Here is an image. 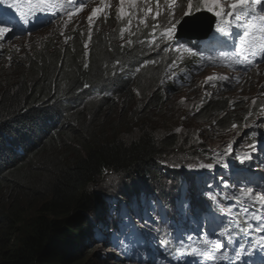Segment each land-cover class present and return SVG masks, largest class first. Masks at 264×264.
Here are the masks:
<instances>
[{
    "label": "trees",
    "instance_id": "trees-1",
    "mask_svg": "<svg viewBox=\"0 0 264 264\" xmlns=\"http://www.w3.org/2000/svg\"><path fill=\"white\" fill-rule=\"evenodd\" d=\"M106 28L107 24L102 31L94 29L92 40L86 37L81 40L73 35L63 54L59 48H54L56 43L49 41L53 47L33 50L24 60L25 65L20 72H16L17 67L0 68V167L4 165L0 171V188L15 195L8 206L0 204V264H95L87 255L94 250L97 252V264H120L118 255H104L102 249L97 250L100 241L95 240L91 226V222L99 217L100 210H107L101 203L103 195L91 187L110 171L137 177L147 183L157 181L162 189L161 197L172 195L171 200L160 203L168 210H171L179 193L172 190L184 185L185 180L191 200L201 201L202 205L192 211L189 221H186L187 214L183 213L185 205L178 209V222L176 218L158 220L154 215L148 216L152 231L141 230L144 244L139 249L148 264H214L218 257L229 251H238L233 248L237 237L239 242L247 237L255 241V233H246L251 226L250 214L264 216V211H258L251 200L242 197L240 189L264 190V173L258 171L257 164L252 184H242L239 177L236 180L229 177L236 168L246 167L239 162V156L251 152L252 156L259 154L264 157V148L260 145L264 141L260 128L264 118L244 131L248 135L245 139L248 147L241 151L237 147L229 150L228 145L220 149L221 146L213 148L209 144L197 146L190 143L188 152L197 154L203 150L206 155L199 158V163H211L214 167L192 166L186 176L174 173L165 165L164 152H172L179 144L172 136L158 138L143 130L130 141L93 139L95 127L97 133L100 130L97 123L104 108L113 105L118 98L125 101V96L136 87L141 94L154 88L149 102L154 107L162 105L166 98L161 90V81L166 74L164 63L168 57L176 55L174 51L161 52L156 61V54L147 52L145 45L135 50L127 45L121 48L118 45L122 43L120 36L113 31L107 32ZM181 39L187 40L186 37ZM85 43L88 50L84 48ZM189 56L180 54L186 61L184 69L175 72L180 73L179 78H183V72L193 70L188 63ZM151 61L156 62L153 64ZM119 64L128 75L123 77L120 74ZM165 85L171 87L170 82ZM90 93L99 98L89 100ZM235 98L237 102L228 92L212 94L195 104L194 117L210 123L214 131L232 125L242 130L248 120L246 116L254 112V108L243 112V108L250 107L243 106V102ZM51 116H54L53 127L48 125ZM41 127H47L48 133L43 142L34 136L40 142L38 146L25 149L28 142L21 141L19 157L10 162L8 155L1 154L10 142L8 136L19 134L26 139ZM73 142L78 143L75 156L67 162H57L58 148L70 146ZM226 152H229V158H224ZM259 164L263 165V170L264 164ZM225 167L227 170L223 172ZM195 169L199 174L193 175ZM204 170H210V175L218 172L219 178L227 177L223 193L217 194L214 189L203 193L204 189L200 190L201 185H198L201 182L189 183V177L202 179L208 175ZM164 178L169 181L167 187L163 180L159 182ZM227 183H232L229 191ZM211 195L215 197L214 201L210 199ZM226 195L230 196L228 202L237 200L241 204H222L227 201ZM25 200L27 204H23ZM23 206L35 208L34 215L28 216ZM257 222L259 220H252L254 224ZM217 243L225 247L218 249L215 247Z\"/></svg>",
    "mask_w": 264,
    "mask_h": 264
},
{
    "label": "rangeland",
    "instance_id": "rangeland-1",
    "mask_svg": "<svg viewBox=\"0 0 264 264\" xmlns=\"http://www.w3.org/2000/svg\"><path fill=\"white\" fill-rule=\"evenodd\" d=\"M230 1L231 0H223L226 10L228 8ZM177 4L186 5V0H177ZM151 6L155 8L154 0H152ZM115 7L119 8L120 4L115 5ZM124 7L126 10L129 9L128 8L129 5H125ZM143 7H144V3L143 0H141V4L137 6V8H143ZM161 7L163 8V0L161 3ZM202 10H206V9L202 8ZM104 13H106V11H104ZM175 17L177 20H180V22L182 21L183 19L182 8L180 7L177 8ZM65 20H67V18L58 20L55 23H53L51 26L41 31H38L37 34L39 35L31 41H25L22 38L9 40L11 44L16 46L17 53L19 55L22 54L21 57L16 59V62L23 59L24 57L25 58L28 57L27 54H30L33 50L37 49V47L34 46V49L27 50L30 47V44L34 41L46 39L45 42H49L51 41L49 38L51 36H61L63 34L73 33L76 31L79 32L80 34H84L83 36L85 37V34L91 35V32H93V30L92 31L90 30L83 33L86 29H89V24H87L88 23L87 17L79 22L71 21L70 23L67 24V26H65L64 24ZM157 20L159 21L161 28H163L166 25V20L164 15L158 17ZM201 20L202 21L204 20L206 23L209 21V19H206V17H203ZM132 22L133 24H132L131 32L135 33V35H130V33L126 31L124 34V38L121 39L122 42L128 44L127 41L131 40V45L134 43H138L139 45H146L145 50L147 52H153L156 54L157 57L156 61L158 60V57L161 52H165V53L170 52L171 50L169 49L173 48L177 43L186 46L192 45L195 49H199L200 47V44L197 43V41H193V44H189L190 40H188L187 42H182L181 40H177L175 38L172 41H169L167 44H160L159 48H156L155 44H153V46L152 45L150 46L147 42L141 43V41H147L151 39L149 33L151 32V25L152 23H154V21L151 19V17L148 18L147 20V23L149 25L148 28H145L143 24H139L137 26L136 16L132 17ZM191 23L192 22H190L189 25L190 27H194L195 32H203L208 27V25H204L202 23L198 25L195 24L191 25ZM105 24L107 25L114 24L115 30L117 31L118 28L121 29L126 27L127 18H124L122 20L117 19V12L114 13L113 16L107 15L105 17V15L103 14V16L99 15V18L94 17V23L92 25L94 26L96 25L98 27L104 26L103 27L104 29L106 26ZM219 28H221L220 24L218 25V27L214 29L215 30L214 33L219 32L218 31ZM106 31L109 32L108 30ZM117 32L120 34V30H118ZM226 34L227 33L224 34L220 33L219 34L220 38H218L216 41L212 40L207 42L206 46L209 47L212 45L214 46L215 50L221 49L219 51V54H221L222 51L233 47V49L231 50L232 51L231 56L235 57L236 56L235 53L240 52L239 37H235L230 34L226 35ZM89 35H87L86 37L89 38ZM71 40L72 39H70V41L69 39H67L65 41L60 40L58 42L56 41H52V42L56 43L55 46H57L59 43H63V41L66 44L68 42H71ZM229 40H233L234 43L226 42ZM183 51H184L183 49L180 51V53L174 51L173 53H175L176 55L168 57L166 59L167 62L165 61L164 63V69L166 70V74L168 75V80L171 83V87L165 85L163 86V88H161L162 92L166 96L161 106L154 107L149 102V95H151V92L154 90V88H152L151 91L147 92L146 94L145 92L141 94L139 89H137L136 87L134 89L135 92L132 91L129 95L125 96V101H121V98H118L112 103L113 105L106 106L104 108L102 114L99 117V122L97 123L100 126V130L97 133L96 131L97 126L95 127V134H93L92 136L93 139L117 138L120 140L130 141L138 137L143 132V130L149 131L152 135L158 138L172 136L179 142V144L178 147L174 148L172 152L169 153L164 152V154L166 155L164 157V160L167 169H170L174 173L178 171L179 172L184 171L185 168L195 159L201 158V156L206 155L205 152L202 150L196 155L192 156L191 154L193 153L192 152L189 153L188 150H189V144L193 142H194L193 144H196L197 146L199 144L200 145L209 144L213 148L221 146L220 149H222L225 145L230 144V147L228 148L229 150L237 147V149L241 151L240 149L241 143L243 142L244 138L245 139L247 138L246 136L247 132L244 131L248 129V127L256 125L259 119L264 118L263 117L264 116V69L263 70L260 69V68H264V65L259 66V69L257 68L251 73L250 71L246 72L247 74H244L243 76H241L240 74L237 75L232 74V77L228 80H219L218 77L226 76L225 74L230 73L229 71L224 69V64H221L219 62L218 63L219 70L214 69L213 67L210 68L202 67L195 70L197 74L194 75L195 76L194 78H191L189 76V75L193 76V74L191 73L188 74L187 72H183L182 73L183 78H179L178 75H180V73L175 74V72H177V69L181 68L183 59L180 57V54H183ZM209 56L210 54L207 55L206 59ZM243 59H244L243 56L239 58V60L241 61ZM173 60L176 61V64L172 67H169L170 65H172ZM4 61L5 59L0 57V63ZM246 63L247 61L238 62L237 60V65L238 67H240L239 71L242 70L241 73L245 72L244 69ZM17 65L18 66L16 72H20L21 70H23V65H25L24 60L23 62H19ZM12 67L13 66H10L8 68L11 69ZM208 77H214L216 79L214 80V82L209 83L207 79ZM176 78L180 79V81H178ZM226 88H228V90L231 89L230 95L234 98V100L235 97H237L238 101L247 103L246 106L254 108V112H250V113H252L251 115L256 116V118L255 117L249 118L250 114H248L246 116L248 120L244 124L245 126L242 127V130L237 129L236 127H230L221 130L215 129L217 131H214L210 123L206 121H201L200 119L194 117V113L196 112L195 104H198L203 100H206L208 98L207 95L210 96L212 94H221L223 91H226ZM245 110H243V112H248L250 109H245ZM252 118L255 119L253 120ZM260 128L264 132V119L260 124ZM77 146L78 143L73 142L72 145L70 146L68 145L58 148L57 150L58 152L56 153L55 160L57 162L69 161L70 158L75 156ZM225 154L229 155V152H226ZM253 158H256L264 163V159H261L258 154H254L251 160L245 162L248 170L249 169L252 170L251 165L254 168ZM249 163H251L250 166H248ZM245 171L246 173H249L247 176L250 178L255 173V168L251 172H248L247 170ZM237 174L239 175L242 174V171L235 170L232 173V176L229 178L232 180H236V178L238 177ZM226 178L227 177L225 178L218 177L212 181L213 189H215L217 193H219L220 191L223 192V188L225 185L224 180ZM162 180L167 187L168 181L164 178L161 179L159 182H162ZM138 181L140 180L137 177L133 178L126 175H118L115 172L110 171L105 173L104 176L100 179L99 183L94 184L91 187V189L95 190L96 192H100L104 194V198H107L108 196L112 197L109 200V203H111L112 201H114V199L116 200V198L118 200H121L120 195H123L124 191H127V189H132V187H134L136 185V182ZM151 184H153V186H151ZM184 185H186L184 187V190L180 191L179 195L175 198V204H178V206L183 204L185 205V208L190 209L191 212L187 213V216L189 219H191L192 211L202 204L200 200L196 201V200L188 199V197L190 198V195L186 194L189 193L187 180H185ZM231 185L232 183H227L226 186L231 187ZM171 188L172 187H168V189L172 190ZM176 188H178V186ZM139 190L141 192V197L145 196L146 198L145 204H148L150 209L152 208V205H150V203L155 204V201L151 200L152 192L156 190L159 193L158 196H162L161 195L162 189L159 187V183H157V181H150L149 185L142 184L140 185ZM124 197L129 199L131 196L130 194H127V196ZM227 197L230 196L227 195ZM14 199H15L14 194L12 193L8 194L7 189L0 188V204H7L8 206L9 202L13 201ZM150 200L153 202H149ZM226 200L227 201H225L224 204H229L228 199ZM23 204H27L26 200ZM137 204H138V200H135L134 205L136 206ZM23 209L27 210L28 216H33L35 213V208L23 206ZM157 209L161 211V214L164 213L168 218L175 216L176 218L175 221L178 222V218L176 217L177 213L172 211L170 214L160 204H157ZM101 215L105 216L106 213L101 212ZM97 222L95 225L96 228L95 232H98ZM133 222L136 225L137 219H135L134 221L131 220L128 226L131 227ZM138 225L143 226L141 222L138 223ZM120 228L122 227L120 226ZM123 243L124 244L121 245L119 248L122 249V251H124L128 255H130V257L127 258L129 260V264H143V261L141 259L137 260L136 262L132 261L133 259L136 258V255L134 254L131 255L134 252L133 248L135 246V243L130 242L129 239L125 240ZM97 250L98 251L101 250V252L105 253L108 249L99 246ZM87 255L95 262V264H97L96 250L92 251ZM98 264H110V263L99 262ZM218 264H222V263H218Z\"/></svg>",
    "mask_w": 264,
    "mask_h": 264
},
{
    "label": "clouds",
    "instance_id": "clouds-1",
    "mask_svg": "<svg viewBox=\"0 0 264 264\" xmlns=\"http://www.w3.org/2000/svg\"><path fill=\"white\" fill-rule=\"evenodd\" d=\"M8 1H10V0H5V5L7 4ZM230 3H231V1L229 2V4ZM117 4H119V0H88V3L85 5V7L79 13L73 14L72 21L79 22V21L83 20L84 18L88 17L91 14V12L94 8H102L104 11H106L107 15L113 16V14L116 13L118 10V8L115 7V5H117ZM140 4H141V0H137V6H139ZM125 5H129L128 2H126ZM129 7H130V5H129ZM36 9L41 11L40 9H38V5H36ZM63 9H67V8L60 7L59 8L60 11L57 15L58 18L54 21H52L53 17H54L52 13H50V18H48L47 20H44L42 22L39 20V18L41 16H47L49 14L50 11L47 10V11L43 12L42 14L36 15L37 16L36 18H33L32 15H30V17L32 19L31 20L32 24L28 28H26V27H23L24 29H17L16 28L15 29L16 31L13 30L9 33H6L4 38L0 39V57L5 59L4 62L0 63V68L5 67V68L9 69L8 67L13 66L11 69H14L18 66L17 64L19 62H22L23 60H25L27 58V57L26 58L24 57L23 59L16 62V59L21 57L22 54L19 55L17 53L16 46L11 44L9 40L19 39V38H22L25 41L33 40L35 37H37L39 35V34H37L38 31H41V30L51 26L53 23H55L58 20H61L63 18H67L63 14V11H62ZM0 15H3V18L5 20H9V17H10V19H11L10 21L12 22L13 18L18 15V11L17 10L16 11L11 10L10 14H7V11L4 8L3 10H0ZM100 15L103 16V14H100ZM203 17H206V19L218 18L212 12H209L207 10H201L200 12L195 13L193 17H190L191 19H188V21H189V23L193 22L195 25H198L200 23L205 25L204 20L203 21L201 20ZM198 19H200V20H198ZM179 24L180 23H178L176 26V33H177V29H178ZM219 24H220V26L222 25L221 23H219ZM6 26L10 27V25H6ZM103 27L104 26L98 27L96 25L95 26L92 25L91 28L89 27V29H86L83 33L90 31V30L92 31L94 29L102 30ZM227 28H230V27H227ZM234 29L237 30V35L239 32L243 31V30H240L236 27H234ZM106 30L113 31L116 36H119V35H117V31L115 30L114 24H108ZM176 33H175L174 38L177 40H182L181 39L182 37H176ZM73 35L77 36L81 40H83V38H84V36H83L84 34H80L77 31L73 32V33L63 34L61 36H51L49 38L51 41L58 42L60 40L65 41L67 39H73ZM87 35H89V34H85V36H87ZM45 40L46 39L32 42L30 44V47L27 50L34 49V46L37 47L36 50H41L44 48H52L53 46H51V44H49L48 42H45ZM64 41H63V43H59L57 46L54 47L57 49L59 48L61 50L62 54L64 53V48L66 45L64 43ZM214 41H216V40H214ZM121 44L127 45L128 47H130L133 50L142 49L140 47L141 45H139L138 43H134L132 45H129V44L122 42L118 45H121ZM210 47H214V46H212V45L209 47L207 46V48H210ZM216 49H219V48H216ZM28 56H29V54H28ZM89 61H90V59H89ZM89 61L86 62L87 67H88ZM232 61H234V62H232ZM236 62H237V60H230V62H229V63H235V69L230 71L231 76H232V74L237 75V72H239L240 67H238ZM165 67H166V65H165ZM117 68L120 70L119 71L120 74L128 75V72L122 67V64L117 65ZM249 68L250 67L248 66V64H246L244 70L248 71ZM162 81H163V83H161V85H162L161 88H163L164 83L169 82L167 74L164 75V78ZM76 92H77V90H76ZM223 92H228L229 94H231V90H228V88H226V91H223ZM95 98H99V97L93 95V93H90L88 95L89 100L95 99ZM235 100L237 101L236 98H235ZM52 118H54V116L53 117L51 116L50 121L48 122V125L51 127H53V125H54ZM21 133H22V131H21ZM46 133H48L47 127H41L36 132L34 131L32 134L26 136V139L22 138L19 134L17 136H14V135L8 136L10 142L7 143L5 149L1 152V154L2 155H8L9 162L13 161L17 157H19L18 151H19V148H21V146H20L21 141L28 142V146L25 149H28L32 146L36 147L40 144V142H37L35 140L34 136H38V139L41 142H43ZM228 147H230V144L228 145ZM191 155L194 156L196 154H191ZM198 160H199V158L195 159L194 161H198ZM3 166L0 167V171L3 170ZM187 172H188V170L185 169L184 171H181L179 173H182V176H186ZM211 176L212 175L209 176L210 179H208V177L201 179V182H204V183H200V185H201L200 190L204 189V191H202L203 193H208L211 191V189H213L212 181L214 179L218 178V175L216 176V178L211 177ZM225 177H222V178H225ZM142 184L143 185L144 184L149 185V182L148 183L143 182V181L136 182V185L134 187H132V189H127V191H124V194H123L124 196H127V194H130L131 197L129 199L124 197L123 195L119 194L121 196V200H118L116 198V200L114 199V201H112L111 203H109V200L112 197L108 196L107 198H104V194L101 193L103 195L102 199L104 200L101 202L102 206L105 205L107 210L106 211H104L103 209L100 210L99 217H97V219L95 221L91 222V226H93V229H94L93 233L95 236V240L100 241L99 246L105 247L106 249H108L104 253V255H109L110 253L118 255L119 261H117V262H119L120 264H129V260L127 258L130 257V255H128L127 253L122 251V249L119 248L121 245L124 244L123 242L127 239H129L130 242L135 243V246L133 248L134 252L131 255L134 254V255H136V257H140V259L143 261V264H148L144 261V257L141 256L139 249L144 244L143 243L144 238H142V236H141V230L149 222L147 220H148V216L150 215L149 214L150 208L147 207L146 208L147 211H145L142 208H138L135 211L127 212L128 211L127 206H125L123 208V210L120 206V204L134 205V201H131L132 199L138 200V204L136 205V207H142L143 205H145L146 198H145V196L141 197V192L139 190L140 185H142ZM168 184H169V181H168ZM204 184H205V186H203ZM151 186H153V184H151ZM136 187L138 188L137 194H136V191H137ZM158 194L159 193L156 190L152 192V195L154 197H158V200H159V198H161V196H158ZM154 197H152L151 200L155 201L156 198H154ZM211 198H212V195L210 196V199ZM151 200L149 202H153ZM154 205H156V204H153V206ZM175 206H178V204H176ZM179 206H181V205H179ZM157 210L159 211V209H157ZM165 210L171 214L172 210H168L167 208H165ZM101 212L106 213V215L105 216L101 215ZM177 212H178V210L175 211V213H177ZM124 213H126V214H124ZM154 216H156V219H158V220L166 219V218L169 219L164 213L161 214V211H159V213L157 215L154 214ZM135 219H137V224L135 225V223L133 222L132 226L129 227L128 225L130 224L131 220L134 221ZM97 220H98V222H97ZM96 222H97L98 232H95L96 231V228H95ZM140 222L142 223L143 226L138 225V223H140ZM150 225H151V223H150ZM120 226L122 228H120ZM108 251H110V252H108ZM214 264H217V263L215 262ZM222 264H232V262L229 259H226V261L223 262ZM236 264H241V263H236Z\"/></svg>",
    "mask_w": 264,
    "mask_h": 264
},
{
    "label": "snow or ice",
    "instance_id": "snow-or-ice-1",
    "mask_svg": "<svg viewBox=\"0 0 264 264\" xmlns=\"http://www.w3.org/2000/svg\"><path fill=\"white\" fill-rule=\"evenodd\" d=\"M130 5L129 9H125L126 0H119L120 7L117 10V19L127 18V25L125 28L120 29V38H124L126 31L130 35H135L131 32L132 28V17H137V26L143 24L145 28H148L149 25L147 20L149 17L154 21L151 25V36L150 40L141 41V43L147 42L150 46L155 44L156 48H159L160 44H167L169 41L174 39L176 33V26L180 23V20H177L175 13L177 8H182V18L193 17L195 13H198L203 9H206L209 12L214 13V15L221 19V22H224L231 27L241 28L243 31L239 36L240 43V52L235 53L237 56L238 62L247 61L249 66L255 64V57L260 56L264 59V0H231V3L228 5L227 10L223 0H186V5H178L177 0H163V8L161 7L162 0H154L155 8L151 6L152 0H143L144 7L137 8V0H127ZM69 3H72V0H69ZM88 3V0H75V3L71 8L63 9V14L68 18L64 21L65 26L70 23L73 19L74 13H79L85 5ZM9 9H16L17 5L15 3L7 6ZM49 5L46 3L41 11H45ZM5 8V0H0V10ZM100 14H104L102 8H94L91 14L87 17L89 27L91 28L94 23V17L99 18ZM164 15L166 20V25L161 28L158 17ZM17 22L20 24V27L23 28V21H20L19 16L16 17ZM235 21V24H233ZM187 19H184V23H188ZM6 25H10L6 26ZM16 29V25L12 24L10 20H5L3 15H0V39H3L6 33H9ZM159 30V32H158ZM221 34H224L223 29H218ZM231 34V32L226 35ZM91 35H89V40ZM158 41V42H157ZM131 45V40L127 41ZM121 48L124 47L123 44L120 45ZM84 48H88V44H84ZM187 51L192 54H196L192 48H188L186 45L177 43L173 48L169 49L180 53L181 50ZM155 50V49H154ZM235 52V50H234ZM243 56V60H239V57ZM209 60H213L212 57H208ZM213 62H215L213 60ZM119 63V61H117ZM155 63V61H151ZM176 64V61L173 60L172 67ZM87 67V65H85ZM208 82L212 83L216 78L208 77ZM219 80H228V76H220ZM163 83V81H161ZM251 114V113H250ZM235 127V125L233 126ZM254 149V145L251 146ZM252 159L251 152L246 153L245 155L239 156L238 160L241 164L245 163L248 160ZM200 168H212L213 164H200ZM240 194L245 199L251 200L254 207L258 211H264V190L259 188L254 189L252 187H242L240 189ZM247 211V209H245ZM250 219L259 220V223L256 224L255 230L264 232V216H256L254 213L250 214ZM260 244L264 245V237H262ZM216 248L220 249L225 247L222 243H217ZM227 257V254H225Z\"/></svg>",
    "mask_w": 264,
    "mask_h": 264
},
{
    "label": "bare ground",
    "instance_id": "bare-ground-1",
    "mask_svg": "<svg viewBox=\"0 0 264 264\" xmlns=\"http://www.w3.org/2000/svg\"><path fill=\"white\" fill-rule=\"evenodd\" d=\"M45 1H47L49 4H58V5H60L61 7H71V6H73V4L75 3V0H72V3H69V0H45ZM28 16H30V14H27V17ZM45 17V16H44ZM26 18V17H25ZM19 19H20V21H25V19H24V13H21L20 14V16H19ZM184 19H187V18H183L182 19V21L184 20ZM110 20V19H109ZM188 20V19H187ZM210 20L211 19H209V21L206 23L205 21H204V23H205V25H209V23H210ZM213 20H214V23L212 24V30L210 31V32H208L207 34H205V36H203L202 38H188V37H186L187 38V40L186 41H182V42H187L188 40H190L189 41V44H193V41H197V43H199L200 44V47H199V49H195L192 45H189V46H187V47H191L192 49H193V51L196 53L195 55L194 54H192V53H189V52H187V51H183V54H189L190 56V58H189V60H188V63L190 64V66H192L193 67V70L192 71H189V72H187L188 74L189 73H191V74H193V76H191V75H189L191 78H194L195 76L194 75H196L197 74V72H195V70H197V69H199V68H202V67H208V68H210V67H213L214 69H217V70H219V66H218V63L220 62L221 64H224V69L225 70H227V71H231V70H233V69H235V63H229L230 62V60H231V58L232 57H230V54L232 53L231 52V50L233 49V47L232 48H230V49H226V50H224V51H222L221 52V54H219V51L221 50V49H219V50H215L214 49V47H210V48H207V46H206V43L207 42H209V41H212V40H217L218 38H220L219 37V34H220V32H216V33H214L215 32V28L216 27H218V24L219 23H221L222 25L220 26L221 28H219V29H223L224 30V33H229V32H231V34L230 35H232V36H235V37H238L237 36V30H235L234 29V27H231L230 25H228V24H226V23H224V22H221V19L220 18H213ZM111 21V20H110ZM181 21V22H182ZM30 23V22H29ZM105 23V22H104ZM12 24H14V25H16V28H18V29H24V28H19L20 27V24L17 22V18L16 17H14L13 18V20H12ZM88 24V23H87ZM86 24V25H87ZM233 24H235V21H233ZM106 25V24H105ZM120 25V24H119ZM23 27H27V26H25V25H23ZM117 27V26H116ZM227 27H230V28H227ZM206 28V27H205ZM61 29V28H60ZM238 29H240V30H243V29H241V28H238ZM39 30V29H38ZM98 30V29H97ZM118 30V29H117ZM16 31V30H15ZM102 31V30H101ZM104 31V30H103ZM106 32V31H105ZM239 32V31H238ZM94 33V32H93ZM214 33V34H213ZM91 34H92V32H91ZM97 34V33H96ZM100 34V33H99ZM113 34V33H112ZM119 35V34H118ZM94 36H95V34H94ZM93 36V37H94ZM86 37V36H85ZM116 37V36H115ZM87 38V37H86ZM92 38V37H91ZM118 38V37H117ZM182 38H185V37H182ZM84 39V38H83ZM138 39V38H137ZM92 40V39H91ZM69 41H70V39H69ZM86 41H87V39H86ZM117 41H118V39H117ZM137 41V40H136ZM226 42H230V43H234V41L233 40H229V41H226ZM112 43V42H111ZM119 43H120V41H119ZM67 44V43H66ZM142 46V45H141ZM146 46V45H145ZM153 46V45H152ZM143 47V46H142ZM148 47V46H147ZM60 50V49H59ZM88 50V49H87ZM158 50V49H157ZM46 53V52H45ZM55 53V52H54ZM145 53V52H144ZM41 54V53H40ZM210 54V56L209 57H212L213 58V60L215 61V62H213V60H207L206 59V57H207V55H209ZM227 54H229V55H227ZM46 55V54H45ZM50 55V54H49ZM37 56H39V55H37ZM37 59V58H36ZM31 60V59H30ZM28 61H29V59H28ZM186 61V59H183V62H182V64H181V68H184V62ZM34 62V61H33ZM167 62V61H166ZM232 62H234V61H232ZM36 63V62H35ZM39 63V62H38ZM84 63V62H83ZM185 65H187V64H185ZM261 65H264V59H261L259 62H256L253 66H249L250 68H249V70L248 71H250V73L252 72V71H254L255 69H259V66H261ZM31 66V65H30ZM38 66V65H37ZM37 66H35V68L37 67ZM34 68V67H33ZM57 69V68H56ZM148 69V68H147ZM261 70H263L264 68H260ZM76 71V70H75ZM242 71V70H241ZM241 71H239V72H237V74H240L241 76H243L244 74H247L246 72H248V71H245V72H243V73H241ZM48 72V71H47ZM226 76H228L229 78H231L232 76H231V74L230 73H228V74H225ZM124 76H126V75H123V77ZM177 79V78H176ZM178 81H180V79H177ZM134 82V81H133ZM239 83V82H238ZM126 84V83H125ZM216 84H217V82H216ZM180 86V85H179ZM186 86V85H185ZM220 86V85H219ZM132 87V86H131ZM183 87V86H182ZM182 87H180V88H182ZM19 88V87H18ZM36 88V87H35ZM234 89V88H233ZM36 90V89H35ZM231 90V89H230ZM234 91V90H233ZM9 93V92H8ZM206 93V92H205ZM207 94V93H206ZM207 97H208V95H207ZM6 98V97H5ZM229 98V97H228ZM205 99V98H204ZM212 99V98H211ZM216 101V100H215ZM237 102V101H236ZM239 103V102H238ZM213 104V103H212ZM236 104V103H235ZM247 105V103H243V106H246ZM237 106V105H236ZM251 108H253V107H250V108H248V109H250L251 110ZM202 109V108H201ZM234 109V108H233ZM233 109H232V111H233ZM220 110V109H219ZM243 110H245L244 108L242 109V111ZM249 110V111H250ZM235 111V110H234ZM246 111V110H245ZM253 111V110H252ZM223 113V112H222ZM252 114V113H251ZM254 116V115H253ZM252 115H250V117L249 118H251V117H253ZM65 117V116H64ZM210 117V116H209ZM264 117V116H263ZM211 118V117H210ZM255 118H256V116H255ZM254 118V119H255ZM206 119V118H205ZM204 119V120H205ZM253 119V118H252ZM253 119V120H254ZM252 120V121H253ZM78 121V120H77ZM256 121V120H255ZM251 123V122H250ZM62 124V123H61ZM247 124H249V123H247ZM60 125V124H59ZM251 125V124H250ZM245 126V125H244ZM243 127V126H242ZM251 127V126H250ZM245 128V127H244ZM248 129H249V127H248ZM63 132V131H62ZM261 134H262V137L264 138V132H263V130H261ZM246 136H248L247 135V133H246ZM47 140V139H46ZM45 142V141H44ZM260 145L261 146H263L262 148H264V141L262 142V143H260ZM244 147H248V145H247V143H246V141H245V138H244V140H243V142L241 143V147H240V149L242 150ZM252 150H253V148H252ZM259 149H257L256 150V152H259L258 151ZM262 156V155H261ZM230 157V155H227V154H225V157L224 158H229ZM263 157V156H262ZM264 158V157H263ZM255 160L256 161H254L253 162V166H256L257 164H258V168H261V165H259V160L257 161V159L255 158ZM241 165H245V163H243V164H241ZM251 165V163H249V165L248 166H250ZM263 166V165H262ZM251 168H253L252 167V165H251ZM244 170H247L248 172H251L252 170H248L247 169V167H245L244 168ZM262 173H264V169L262 170V168H261V170H260ZM244 172H246V171H244ZM249 174V173H248ZM215 176H217V175H215ZM237 176L241 179V182H242V184H252V183H254L255 182V178H252L253 176H251L250 178L247 176H244V175H239V174H237ZM206 177H208V179H210L209 178V175H206ZM185 179L186 178H188V177H184ZM190 179H188V181H189V183H195V182H201V179H199L198 177H189ZM216 178V177H215ZM185 179H183V180H185ZM204 183V182H203ZM179 186H181V187H179ZM186 185H178V188H175L174 189V191L172 190V192L173 193H176V192H180V191H183L184 190V187H185ZM203 186H205V184L203 185ZM226 188H227V191H229L230 189H231V187L230 186H226ZM137 192H138V190L136 191V194H137ZM186 194H189V193H186ZM218 194V193H217ZM194 195H195V192H194ZM234 195V194H233ZM152 197H154L153 195H152ZM154 198H156L155 199V202L158 200V197H154ZM171 198H172V195H169V196H164V197H161V198H159V200L155 203L156 205H154L153 206V204L154 203H150V205H152V208L150 209V213L149 214H151V215H157L158 213H159V211L156 209L157 208V204H160V203H163L165 200H171ZM188 199H191V197L189 198L188 197ZM131 201H135L134 199H132ZM174 203H175V201L174 202H172V208H171V210L173 211V212H175V211H177L179 208H180V206H175L174 205ZM120 206H121V208H122V210H123V208L125 207V206H127V212H130V211H135L136 209H138V208H142V209H144L145 211H147L146 210V208L147 207H149V205L148 204H145V205H143L142 207H136L135 205H127V204H120ZM187 206V205H186ZM229 208H232V205H230L229 206ZM171 211V212H172ZM191 212V210L190 209H184L183 210V213L184 214H187V213H190ZM124 214H126V213H124ZM163 214V213H162ZM170 219V218H169ZM186 221H189V218H186ZM46 230V229H45ZM48 230V229H47ZM46 232V231H45ZM49 233V232H48ZM246 233H251V230H248ZM44 237H46V236H44ZM19 239V238H18ZM239 237H237V242L234 244V246H233V248H237V247H239ZM235 251V250H234ZM234 251L232 252V254L234 253ZM11 257V256H10ZM13 258V257H12ZM11 259V258H10ZM22 260V259H21ZM236 261V260H235ZM257 261V260H256ZM20 262V261H19ZM235 262H233V264H234ZM251 264V263H250Z\"/></svg>",
    "mask_w": 264,
    "mask_h": 264
},
{
    "label": "water",
    "instance_id": "water-1",
    "mask_svg": "<svg viewBox=\"0 0 264 264\" xmlns=\"http://www.w3.org/2000/svg\"><path fill=\"white\" fill-rule=\"evenodd\" d=\"M187 19H191L190 17H188ZM214 23V20L211 19L210 23L208 25V27L206 28L205 31L203 32H195L194 27H190V23H184V20L182 22H180V24L178 25V29H177V33H176V37H188V38H202L203 36H205V34H207L208 32H210L212 30V24ZM194 24L193 22L191 23V25Z\"/></svg>",
    "mask_w": 264,
    "mask_h": 264
}]
</instances>
